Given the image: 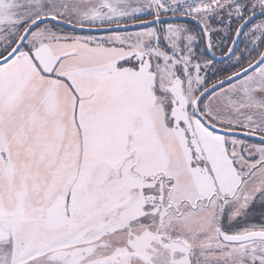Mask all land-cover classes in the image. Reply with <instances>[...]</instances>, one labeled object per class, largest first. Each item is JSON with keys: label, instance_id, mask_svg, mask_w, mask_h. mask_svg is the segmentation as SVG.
Returning <instances> with one entry per match:
<instances>
[{"label": "snow or ice", "instance_id": "6c2138e0", "mask_svg": "<svg viewBox=\"0 0 264 264\" xmlns=\"http://www.w3.org/2000/svg\"><path fill=\"white\" fill-rule=\"evenodd\" d=\"M0 264H264V0H0Z\"/></svg>", "mask_w": 264, "mask_h": 264}]
</instances>
